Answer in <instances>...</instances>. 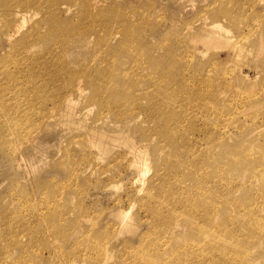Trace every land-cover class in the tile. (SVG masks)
<instances>
[{"label": "bare ground", "instance_id": "6f19581e", "mask_svg": "<svg viewBox=\"0 0 264 264\" xmlns=\"http://www.w3.org/2000/svg\"><path fill=\"white\" fill-rule=\"evenodd\" d=\"M134 1L0 0V32L10 44L5 55H0V94L4 97L0 110L5 112L0 119L10 125L9 131L4 125L5 136L2 137L12 138L13 149L19 141L33 143L36 139L32 130H26L25 116L29 122L75 123L85 136L81 137L84 149L80 153L85 160L77 167L93 168L96 162L90 156L97 151L103 153L109 148L107 139H115V135L105 131V125L118 126V129L139 123L151 127L155 124L157 128L163 114L160 108H147L142 104L139 87H147L154 79L163 81L161 73L171 74L173 78L164 82L163 89H168L169 95L161 92L154 95V100L150 99L154 103L157 99H162L159 100L162 105L165 100L178 101V96L185 98L189 87L196 89L199 96L207 93L220 98L218 102L225 100L227 93L225 97L221 93L227 91L232 98L240 97L237 100L243 105L239 112L249 114L253 121L258 119L256 112L263 106L261 95H264L261 81L251 83L241 73L238 90H234L228 70L213 68L219 65V58L214 56L208 62L202 58L210 51L213 41L222 39L224 46L232 42V29L224 23L227 20L240 36L229 48V57L251 56L254 51L248 61H254L255 67L263 70L264 23L260 22L254 29L247 24L250 30L244 32L243 24L248 17L242 11L243 4L240 3L235 12L228 1L210 0L202 11L212 17L202 23L211 34L205 41H198L195 33L192 34L193 49L187 50L190 62L187 66L179 65L180 68L177 65L172 74L168 67H161L165 64L159 63L158 57H151L147 45L139 48L142 25L135 22V12L139 13V9L131 7ZM118 2L128 8L122 9ZM64 14H75L76 23L64 19ZM77 46L84 49L86 58L73 54ZM146 56L150 65H146ZM209 66L214 69L211 79L205 74ZM258 70L255 78L260 75ZM232 73L235 76V71ZM205 80H209L207 90H202L199 85ZM223 87L226 90H222ZM146 94L150 95L147 90ZM79 101L89 102L92 107H79ZM93 105L97 107L96 114L87 119ZM183 105L187 103L184 101ZM226 106L220 108V113L230 108ZM146 110L148 116L144 117ZM20 111L24 118L18 116ZM170 116L168 113L161 131L156 132L159 140L166 141L157 144V151L152 152V140L146 135L138 141L126 138L129 143L124 146L128 151L114 155L109 164L110 167L116 165L117 169H134L139 179H143L149 169H154L148 197H139L137 192L130 198L131 208L135 202L140 203L139 211L131 217L134 223L129 222L127 214L131 209L121 212L118 232L141 220L148 226L143 236L141 234L148 243L139 254L132 252L134 256L129 259H135L137 264H264V147L259 139L260 128L242 127L243 130L235 134L240 130L238 115L208 127L206 136L201 138L185 133L194 126V119L190 127L178 120L181 126L175 132L174 125H169ZM118 132L117 136L122 133ZM231 135L237 145L229 144ZM102 167L105 165L98 163L93 171ZM56 198L46 200L45 196L40 204L50 210L49 205L58 202L59 197ZM18 199L24 200L20 195ZM42 216L37 210L36 218ZM12 235L18 238L17 229ZM104 253L103 259H97L95 264H111L110 259L115 264L125 261V257L115 258L108 247ZM65 260L66 264H88L87 258L78 254Z\"/></svg>", "mask_w": 264, "mask_h": 264}, {"label": "rangeland", "instance_id": "374dc122", "mask_svg": "<svg viewBox=\"0 0 264 264\" xmlns=\"http://www.w3.org/2000/svg\"><path fill=\"white\" fill-rule=\"evenodd\" d=\"M209 1L135 0L131 7L139 9V13L135 12L134 19L136 24L139 22L138 24L142 25L141 35L143 36V38L139 37L138 39L139 48L147 45L151 57H158L159 63L165 64L161 67L164 69L168 67L172 74H175L177 65L178 68L182 64L187 66L190 62L187 58V50L193 49L194 45L192 34L195 33L194 36L198 41L207 40L211 34L202 23L206 18L210 20L212 17L209 13L202 11L203 6L209 4ZM225 1L229 2L235 12L239 10L240 3L243 4L242 11H245V17H248L247 23L243 24L244 32L250 30L247 24L254 29L260 25V22L261 24L264 23V0ZM118 3L121 7L122 3ZM122 6L124 10L128 8ZM74 16L75 14H64L63 18L76 23ZM138 17L143 18L138 21ZM224 23L232 29L230 32L232 42L228 46H224L225 41L222 39L213 41L209 46L210 51L205 52L203 61L208 62L214 56L218 57L219 65L215 67L213 65V68L228 70L230 86L234 90H238V78L242 73L251 83L261 81L260 87L264 92V65L261 66L263 70H258L254 61H248V58L250 59L254 55V51H251V56L242 55L234 59L229 57V48L240 36L229 21L224 20ZM81 48L77 46L73 54L84 58V49ZM9 49L10 44L0 32V55H5ZM76 56L75 58H77ZM145 60L146 65H150L147 56ZM139 62L137 60L136 63ZM210 65L212 66V64ZM211 66L205 70L206 76L210 79L214 75V69ZM137 67L138 65H136ZM257 70L260 75L255 78ZM232 71H235V76ZM162 75H164L161 78L163 81L154 79L146 85L147 87H139L142 89L140 90V92L142 91V104H146L147 108H154V106L160 108L163 114L157 128L155 124L151 127L149 124L140 126L139 123H133L128 127H119L118 130V126L105 125V131L110 135H115V139H107L109 148L103 153L97 151L90 156L96 162L93 164L94 167L98 163L105 165V168L102 167L94 171L93 167L82 169L84 171L81 173L82 170L78 169L79 166L77 167V165L84 163L85 159L80 154L84 149L81 147L83 134L81 135L75 123L65 125L58 122L42 123L39 120L29 122L20 111L18 116L23 118L25 116L22 119L23 123H26V130H32L31 132L36 135V139L33 143L26 140L19 141L13 149L11 147L13 144L10 143L13 141L12 138L7 137L5 139L2 137L5 136L4 125L7 126V124L3 119H0V140L3 139L0 141L2 143L0 145L2 146L0 147V264H66L65 257L76 254L87 258L88 264H95L97 259L100 261L103 259L107 247L114 253L115 258L118 256L125 257L122 264H137L135 259L130 260L129 258L134 256V252L139 254L148 243L142 238V233L147 231L148 226L144 220H141L140 224L136 222L135 225L125 226L122 231L118 232L120 228L118 225L121 222L119 220L123 217L121 212L124 210L129 212L131 209L127 214L129 215V222H133L131 217H134L133 215L136 214L138 208L140 209V203L135 202L136 204L131 208L130 198L137 192L139 197H148L154 169H149L144 178L139 179L134 169H125V167L124 169H122L123 167L117 169L116 165L110 167L109 164L112 163L111 158L114 155H121L125 150L128 151L127 146H124V144L129 143L127 141L129 139L126 138H133L138 141L145 135L148 136L152 140V152L157 149V144H164L166 141L159 140L160 136L156 132L158 129V132L161 131L162 123L167 118L168 113L172 115L168 121L169 125L171 123L174 125L173 131L176 132L181 126L178 120L181 121V124L190 127L191 120L194 119V126L187 129L185 133L190 134L191 132L192 135L195 134L201 138L206 136L208 130L206 132L205 130L209 129L208 127L239 115L240 119L237 124L240 125V130H237L235 134H239L243 130L242 127L258 126L260 128L259 139L264 147V95H261L263 106L256 112L258 119L255 121L251 119L249 114L246 115L238 111L242 104L241 100H237L240 97L232 98L227 91L221 93L223 97L227 93L225 100L218 102L220 98L208 96L207 93L199 96L196 89L189 87L185 91V98L182 97L181 99V96H178V101L165 100L161 105L159 100L162 99H157L154 103L152 101L154 100L153 96L160 92L162 95H169L168 89L164 90L163 87L170 77L173 78L168 73H161L160 76ZM30 78L33 80V77ZM207 81L209 80H205L199 85L200 89L207 90ZM28 88L30 91L31 88ZM146 90L150 93L149 96L146 94ZM222 90H226L225 87ZM1 94L0 108H2V99H4L3 94ZM179 94L182 93L179 92ZM150 96L151 98H149ZM184 101L187 103L185 106L183 105ZM91 105L89 102H78L79 107L85 106L87 108ZM225 105L230 108L226 109L225 112L222 110L220 113V108ZM95 107L89 111L87 119L95 116L97 111V107ZM26 109L33 110L32 108ZM0 113L3 115L5 112L0 110ZM142 116H148L147 110L143 111ZM8 126L6 127L7 131L10 130ZM116 130L122 131V133L117 136L118 131ZM13 132L19 136L17 131L14 130ZM154 136L156 138L153 139ZM235 143L237 141L232 136L229 144L237 145ZM103 170L106 171L105 174L102 173ZM88 173H92V175L90 176ZM134 184H136V188L140 189L139 191ZM128 193L131 195L129 196ZM19 195L24 200H19ZM45 196L46 200L52 196L59 197L58 202L49 205L50 210L46 207L43 208L40 204ZM23 205L28 206V209ZM37 210L43 214L42 217L36 218ZM14 229L18 231V238L12 235ZM1 254L3 255L1 256ZM109 262L113 263L111 259Z\"/></svg>", "mask_w": 264, "mask_h": 264}]
</instances>
